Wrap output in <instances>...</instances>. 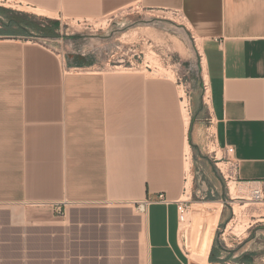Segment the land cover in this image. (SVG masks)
<instances>
[{
    "label": "crops",
    "instance_id": "obj_1",
    "mask_svg": "<svg viewBox=\"0 0 264 264\" xmlns=\"http://www.w3.org/2000/svg\"><path fill=\"white\" fill-rule=\"evenodd\" d=\"M7 1L42 10L36 14L55 27L61 18L55 14L98 18L132 4L183 13L203 40L216 141L231 149L239 181H264V0ZM27 33L23 23L0 31V264L64 262L63 225L44 207L137 209L161 193L168 202L152 203L144 213L146 263L206 264L190 254L192 210L181 214L191 119L173 80L93 71L83 58L67 60ZM100 216L74 223L88 232L68 241L85 245L87 254L66 261L105 262L101 228L109 223ZM207 264L259 263L213 244Z\"/></svg>",
    "mask_w": 264,
    "mask_h": 264
},
{
    "label": "rangeland",
    "instance_id": "obj_2",
    "mask_svg": "<svg viewBox=\"0 0 264 264\" xmlns=\"http://www.w3.org/2000/svg\"><path fill=\"white\" fill-rule=\"evenodd\" d=\"M13 4L19 3L0 0V31L6 26L23 23L28 38L31 36V40L45 43L61 57L65 55L67 60L70 56L83 58L85 66H91L93 71H137L173 80L181 97L184 92V111L187 109L191 119L192 144L186 154V162L190 163L186 177L191 178V187L185 186L182 197L190 202L184 212L192 210L194 202L219 203L221 216L213 244L228 246L239 255L242 252L253 255L256 262L263 263L264 203L247 200L249 187L232 175V155H228L216 141L217 120L202 76L204 50L201 52L199 46L203 48V40L191 29L184 14L132 4L98 18H68L55 14V17H61L56 19L59 23L55 27L53 19L18 9ZM231 181L237 184L239 196L231 193ZM247 202L253 204L245 205ZM43 209L48 218L53 217L52 221L63 225L62 264H87L66 261L72 253L87 254L85 245L77 247V242L68 240L77 235L85 237L86 227L78 230L74 223L79 219L93 220L95 215H101V221L109 224L101 228L106 240L101 242L100 253L105 262L94 264H147L146 220L145 214L138 209L120 203L71 204L62 214H57L54 208ZM189 218L192 220L186 229L188 227L192 233L200 220ZM120 219L127 224L120 225ZM181 238L183 240V236Z\"/></svg>",
    "mask_w": 264,
    "mask_h": 264
},
{
    "label": "bare ground",
    "instance_id": "obj_3",
    "mask_svg": "<svg viewBox=\"0 0 264 264\" xmlns=\"http://www.w3.org/2000/svg\"><path fill=\"white\" fill-rule=\"evenodd\" d=\"M13 6H15V7L17 6L18 9H24V10L32 11L35 13H42L43 12L42 10L35 9L32 7H28V6L23 7V5H21V4H18V5L13 4ZM199 50H200V47H199ZM202 58H203V56H202ZM203 61H205V59ZM205 66H206V63H205ZM125 68L127 69V67H125ZM129 69H131V68H129ZM133 70H134V68H133ZM160 73H161V71H160ZM204 75H205V79H206L205 84L207 85V89H208L207 82L209 81V79H208L207 69H205ZM208 94H210V91H208ZM181 95L183 97H185L184 92H182ZM184 102H186V101H184ZM184 114H185V117L188 119V113L186 110L184 111ZM187 170H190V163L189 162H187ZM229 184H230L231 193L234 196H237V195L239 196L238 191H237V187H236L237 184L235 185V183L232 181ZM190 185H191V178L188 179L186 186L188 188H190L191 187ZM246 192L248 193L247 195L249 196V197H247V200H252L251 196H250V192L248 190ZM251 204H253V202L252 203L247 202L245 205H251ZM220 213H221V205L217 202L208 201V202H195L194 203L193 208H192L191 217H197L200 220V223L196 227H194V229L192 230V233L190 232L191 233V240H190V244H189V249H190V254H191L192 258H195V259L207 264V256H208L209 250L211 249V245H212V242H213L214 237H215L216 228H217V225H218V222L220 219ZM187 229H188V227H187Z\"/></svg>",
    "mask_w": 264,
    "mask_h": 264
},
{
    "label": "built area",
    "instance_id": "obj_4",
    "mask_svg": "<svg viewBox=\"0 0 264 264\" xmlns=\"http://www.w3.org/2000/svg\"><path fill=\"white\" fill-rule=\"evenodd\" d=\"M42 44L46 45L45 43H42ZM225 151L228 155L231 154L230 148L226 147ZM230 164L232 167V169H231L232 175L237 178L236 170L238 168V162L232 158ZM239 183L246 184L249 187L251 199L253 201H255L256 203H264V181H262V180L250 181V182L239 181ZM155 202H168V200L166 199L165 195L163 193H161L155 197H148V198H145V199L139 201L138 203H136L137 209L142 213H147L149 206ZM189 202H190L189 199L180 201V203H181V214H182V212H184L185 210H187L189 208ZM54 211L57 214H62L64 209H62L61 205H55Z\"/></svg>",
    "mask_w": 264,
    "mask_h": 264
},
{
    "label": "trees",
    "instance_id": "obj_5",
    "mask_svg": "<svg viewBox=\"0 0 264 264\" xmlns=\"http://www.w3.org/2000/svg\"><path fill=\"white\" fill-rule=\"evenodd\" d=\"M210 259H212V258H210Z\"/></svg>",
    "mask_w": 264,
    "mask_h": 264
}]
</instances>
